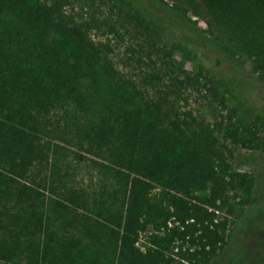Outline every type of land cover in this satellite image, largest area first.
<instances>
[{
  "label": "trees",
  "instance_id": "16d2710c",
  "mask_svg": "<svg viewBox=\"0 0 264 264\" xmlns=\"http://www.w3.org/2000/svg\"><path fill=\"white\" fill-rule=\"evenodd\" d=\"M108 1L0 0V264H220L224 210L257 181L196 111L226 99L156 26L188 21L217 68L247 58L264 87V0Z\"/></svg>",
  "mask_w": 264,
  "mask_h": 264
},
{
  "label": "rangeland",
  "instance_id": "374dc122",
  "mask_svg": "<svg viewBox=\"0 0 264 264\" xmlns=\"http://www.w3.org/2000/svg\"><path fill=\"white\" fill-rule=\"evenodd\" d=\"M165 1L172 5L170 1ZM85 3V12H89V14L92 11L105 12L108 7L112 6V2L108 0H86ZM150 6L158 14L163 13L159 7L149 3ZM190 17L198 23V27L206 30V26L201 20L193 16ZM183 25L186 30L184 36L169 27L157 25L158 43L175 50L174 60L177 67L192 73L201 72L216 84L226 99L225 105L222 106L212 98L207 101L201 99L197 100L196 111L212 123L223 122L226 135L219 134V137L222 140L228 138L227 145L232 153L233 171L250 174L257 181L255 193L237 192L224 210L223 215L224 217L228 216L230 224L227 244L220 254L219 263L264 264V259L259 262V258L256 256L257 251L253 254L248 246L249 238L255 240L254 238H259L264 232V148L249 147L231 139L234 136L238 140H264V87H260L256 83L257 75L247 58L235 61L231 69L228 67V62H224L221 67L217 68L215 61L206 56L200 40L188 31L186 26L190 25L189 22L184 21ZM95 38L97 41L108 42L106 37L95 35ZM110 38L112 57L118 68L122 71H130L129 74H131V69L126 61V44L129 39L127 38L126 43H123L115 40L114 37ZM234 73L237 74L238 81L234 79ZM255 204L262 207H253ZM145 240L143 237L140 245ZM258 252L262 256L264 255V242L260 243Z\"/></svg>",
  "mask_w": 264,
  "mask_h": 264
},
{
  "label": "flooded vegetation",
  "instance_id": "af4514ba",
  "mask_svg": "<svg viewBox=\"0 0 264 264\" xmlns=\"http://www.w3.org/2000/svg\"><path fill=\"white\" fill-rule=\"evenodd\" d=\"M255 240H252V238H249V243L248 246L251 249L252 253L254 254L255 251H257V255L259 258V262L262 261L264 259V255L262 256L259 252L258 249L260 247V243L264 242V232L262 233V235L259 238H254Z\"/></svg>",
  "mask_w": 264,
  "mask_h": 264
}]
</instances>
